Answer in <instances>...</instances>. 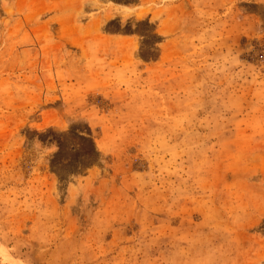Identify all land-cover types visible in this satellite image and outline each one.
I'll return each mask as SVG.
<instances>
[{
	"label": "rangeland",
	"instance_id": "rangeland-1",
	"mask_svg": "<svg viewBox=\"0 0 264 264\" xmlns=\"http://www.w3.org/2000/svg\"><path fill=\"white\" fill-rule=\"evenodd\" d=\"M0 264H264V0H0Z\"/></svg>",
	"mask_w": 264,
	"mask_h": 264
},
{
	"label": "bare ground",
	"instance_id": "bare-ground-1",
	"mask_svg": "<svg viewBox=\"0 0 264 264\" xmlns=\"http://www.w3.org/2000/svg\"><path fill=\"white\" fill-rule=\"evenodd\" d=\"M6 257H7L10 261H12L11 256L6 255Z\"/></svg>",
	"mask_w": 264,
	"mask_h": 264
}]
</instances>
